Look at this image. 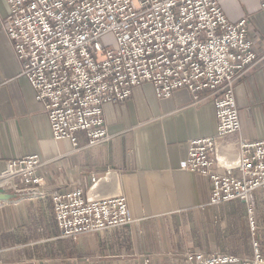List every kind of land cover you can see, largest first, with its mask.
I'll list each match as a JSON object with an SVG mask.
<instances>
[{
    "label": "crops",
    "instance_id": "obj_1",
    "mask_svg": "<svg viewBox=\"0 0 264 264\" xmlns=\"http://www.w3.org/2000/svg\"><path fill=\"white\" fill-rule=\"evenodd\" d=\"M218 2L228 20L246 18L252 48L262 57L235 83L240 129L217 138L231 162L240 140L264 139V0ZM8 11L0 0V173L10 160L37 155L44 194L0 200V264H189L187 250L251 259L254 241L264 255V189L248 196L252 233L244 201L210 204L209 179L181 168L189 142L216 133L210 98L196 101L185 87L157 98L144 82L124 101L103 106L107 140L89 145L83 131L76 145L55 140L6 34ZM77 188L100 197L123 195L133 221L76 240L61 237L52 197Z\"/></svg>",
    "mask_w": 264,
    "mask_h": 264
},
{
    "label": "built area",
    "instance_id": "obj_2",
    "mask_svg": "<svg viewBox=\"0 0 264 264\" xmlns=\"http://www.w3.org/2000/svg\"><path fill=\"white\" fill-rule=\"evenodd\" d=\"M6 2V34L21 74L43 106L53 139L76 145V134L83 131L89 145L107 140L103 106L124 101L144 82L152 84L157 98L170 97L182 87L196 101L210 98L216 133L191 140L181 168L209 179L210 204L244 201L254 229L248 196L264 189V139L240 140L231 162L217 142L240 129L235 83L262 60L252 49L245 18L228 20L218 0ZM107 33L114 39L110 45L100 41ZM41 165L37 155L8 161L0 188L20 198H39L44 194ZM92 182L90 189L97 178ZM52 201L64 238L133 221L123 195L100 197L77 188L54 195ZM253 245L254 256L248 260L220 252L190 251L185 257L189 264H264L257 243Z\"/></svg>",
    "mask_w": 264,
    "mask_h": 264
},
{
    "label": "rangeland",
    "instance_id": "obj_3",
    "mask_svg": "<svg viewBox=\"0 0 264 264\" xmlns=\"http://www.w3.org/2000/svg\"><path fill=\"white\" fill-rule=\"evenodd\" d=\"M246 19V18H245ZM248 33V32H247ZM249 36V35H248ZM251 38V37H250ZM252 39V38H251ZM114 39H113V36H112V34L111 33H107V34H105V35H103L101 38H100V41L102 42V44H112L114 41H113ZM252 41H253V39H252ZM253 46V45H252ZM253 49V48H252ZM255 52V51H254ZM256 53V52H255ZM257 55V54H256ZM40 189H42V187L40 188ZM9 193H11V194H14V195H17V196H19L18 194H16L15 192H13V191H8ZM246 207H247V205H246ZM247 214H248V222H249V227H250V230H251V232L252 233H254L255 232V230H256V224H255V220H254V218H253V210H252V220H253V222H254V229L252 230V228H251V225H250V217H249V212H248V208H247ZM54 218H55V215H54ZM78 238V237H77ZM76 238V239H77ZM70 239V238H69ZM76 239H72V240H76ZM254 242H256V241H254ZM253 242V243H254ZM257 243V249H258V251H259V253L261 254V256L264 258V255L261 253V251H260V248H259V245H258V242H256ZM252 246H253V256H254V245L252 244ZM188 252H190L189 250H187L185 253H184V257H185V255H186V253H188ZM215 252H217V251H215ZM213 253V252H212ZM238 257V256H237ZM239 258H241V257H239ZM253 258V257H252ZM251 258V259H252ZM185 259H186V257H185ZM241 259H247V258H241ZM248 260V259H247Z\"/></svg>",
    "mask_w": 264,
    "mask_h": 264
},
{
    "label": "water",
    "instance_id": "obj_4",
    "mask_svg": "<svg viewBox=\"0 0 264 264\" xmlns=\"http://www.w3.org/2000/svg\"><path fill=\"white\" fill-rule=\"evenodd\" d=\"M9 190L0 188V200H8L11 199L14 195L8 192Z\"/></svg>",
    "mask_w": 264,
    "mask_h": 264
}]
</instances>
